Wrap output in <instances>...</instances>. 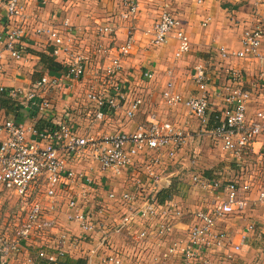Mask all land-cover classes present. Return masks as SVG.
I'll list each match as a JSON object with an SVG mask.
<instances>
[{
    "label": "built area",
    "instance_id": "built-area-1",
    "mask_svg": "<svg viewBox=\"0 0 264 264\" xmlns=\"http://www.w3.org/2000/svg\"><path fill=\"white\" fill-rule=\"evenodd\" d=\"M251 1L256 6L264 4V0ZM123 6L122 18L134 19L137 1L123 0ZM5 8L12 26L0 31V75L7 57L23 61L27 49L24 36L28 15L22 0H7ZM34 31L47 37L54 56H63L64 69L60 77L44 75L29 88L8 87L0 82V98L19 102L37 115L53 116L43 128L12 118L0 121V189L16 194L25 210L20 222L0 231V264H35L31 245L40 238L39 234L43 239L37 243L36 256L53 264L62 261L68 251L73 257L86 255L88 264H140L141 260L146 264H252L242 253L256 231L255 225L248 224L239 233L238 242L220 225L252 205L264 206V188L225 178L222 170L210 177L201 171L192 175L190 185L212 195L209 207L203 203L187 210L176 195L170 194L163 201L159 196L163 188L173 184L172 174H163V170L195 135H210L232 161L246 162L253 154L264 159V103L248 120L252 95L244 86L243 75L229 70L231 83L216 93L221 99L218 110L209 98V76L204 64L198 63L194 69L196 94L185 96L175 90L172 79L167 82L162 91L165 104L170 108L187 107L199 121L196 132L162 119L155 112H150L132 131L110 132L100 126L108 125L113 113L123 109L126 118L133 119L146 103L144 95L119 85L110 89V79L123 68L121 58L109 57L106 64L97 63L101 84L87 79L91 58L72 43L75 29L69 18L63 20L61 28L38 18ZM115 31L116 26L110 23L98 24L94 45L98 60L107 52L105 40ZM152 34L151 43L157 46L175 34L176 58L191 50L188 34L167 6L160 11ZM133 42L129 34L119 48L121 55L130 53ZM263 43L264 20L258 19L243 30L240 49L229 51L223 47L219 53L227 61L232 56L264 61ZM142 75L147 81L155 77L151 70ZM76 84L81 85V105L89 118L88 126L79 123L82 117L74 115L70 106L64 109L67 116L54 118L55 103L45 95L51 88L73 89ZM256 85L264 88V66L256 74ZM254 190L256 195H252ZM113 203L124 210L115 216L116 226L108 230L106 221L114 215ZM122 226L127 227L126 235L132 244L123 245L122 241L115 247L110 241L112 230L118 234ZM177 230L184 233L177 237ZM263 258L264 251L260 259Z\"/></svg>",
    "mask_w": 264,
    "mask_h": 264
},
{
    "label": "crops",
    "instance_id": "crops-1",
    "mask_svg": "<svg viewBox=\"0 0 264 264\" xmlns=\"http://www.w3.org/2000/svg\"><path fill=\"white\" fill-rule=\"evenodd\" d=\"M136 1L138 3L136 17L132 20H125L122 18V13L124 12L123 0H22L25 12L28 15L27 31L24 36L27 46L26 59L17 62L7 57L5 70L0 75V82L8 87L26 86L29 88L44 75L60 77L64 69L63 56H54L52 54V46L48 44L47 37L36 34L34 28L38 18L49 20L50 23L59 28H61L63 20L69 18L75 29V33L71 36L73 39L72 43L80 51L90 55L91 58L87 79H96L97 82L102 84L103 80L99 75L100 73L96 74L97 63L106 64L109 57L111 60L119 56L122 60L123 68L114 79H110V89L113 90L114 85H119L127 91H133L136 95L142 94L146 98L144 108L133 119L126 118L124 110L121 109L110 116V121L107 122L108 125L103 126L102 130H110V132L132 131L148 117L150 107L156 111L158 110L162 119L170 120L189 132H196L199 121L189 113L187 107L178 105L170 108L165 104L164 99L161 98H163L162 91L170 79L174 81V87L177 92L185 96L196 94L197 86L193 81V74L198 63L206 66L209 76V98L212 106L217 108L215 110L221 108V99L216 95L218 89L232 81L229 70L235 69L243 75L244 86L252 95L248 109V120L253 119L257 108L264 103V88L260 89L256 85V74L264 66V61L251 58L242 59L237 56H232L227 61L222 59L219 51L223 47L229 51H237L241 48L243 30L258 22V19L264 20V4L256 6L251 0H204L201 3L197 0ZM6 2L7 0H0L1 32L7 31L12 26V18L8 16L5 8ZM166 6L180 20L182 28L186 31L191 41V50L181 58L175 57L178 45L175 34H172L163 45L157 46L151 43L154 24L159 17L160 11ZM206 20L208 21L206 22ZM100 23H110L116 26V31L110 35V38L105 40L107 52L99 55L98 60L95 57L94 45L96 42V29ZM63 32L66 33L65 31ZM129 34L134 37L133 46L129 54L121 55L119 48ZM262 51L264 53V43ZM146 70L154 72L155 77L151 81L143 78L142 74ZM81 91L80 84H76L73 89L54 90V88H51L45 95L55 103L57 112L54 118L67 116L64 113V109L70 106L72 109L69 108V110L74 112V115L76 114L79 118L82 117L79 123L83 124L82 126H88L89 118H86V110L81 105L83 100ZM148 99L153 100L154 104L151 101L148 102ZM52 117L48 114L37 115L32 109H26L19 102L0 98V121L4 118H12L27 124L34 122L37 127L43 128L49 124L48 119ZM97 129L95 130L97 131ZM211 142L213 143L214 140L210 135H204V137L195 135L185 147L181 148L178 158L172 162L174 165L171 164L166 170L164 169L163 174H172V180H174L173 175L179 170V167L177 166L178 169L176 170H173L175 167H170L176 166L182 161L181 158H183L185 152L192 148V154L190 155H192L191 163L194 167V172L189 176L188 183H190L192 175L196 172L204 171L205 175L210 177V173L216 170H211L200 164L197 161V155L200 153L198 150L199 143H202V148H204V144L207 145L205 149L207 154H209L212 151L211 146H209ZM191 144H194V146L191 147ZM215 144L220 146L217 142ZM220 149L225 154V159L229 161L228 167L241 172V177L243 178L240 182H252L255 188L259 189L253 182V175L249 176L248 173L246 174L248 170L247 164L248 160L255 159L259 164L263 165L264 159H260L258 154H253L247 158L246 162H235L230 160L221 147ZM213 150L218 151L217 148ZM224 176L225 178L228 177ZM262 177L264 179V173H262ZM259 187L260 189L264 188V183ZM256 193L254 190L252 195H256ZM10 198L15 199L12 201L15 204L20 202L19 197L10 190L0 189L1 218L14 212L13 209L11 211L8 210L12 203L8 200ZM186 198L187 196L180 194L178 200L182 201ZM196 199L198 207H200L203 203L206 204V201H211L213 198L209 193L200 192L197 193ZM189 204L188 202L186 203V205ZM19 206L20 208L22 207L21 205ZM206 206L209 207V203ZM259 206L252 205L246 212L232 216L227 222L220 225L221 228L228 231L231 239L236 242L239 240V233L248 224L252 223L255 225L254 230L256 231L251 233L242 253L243 258L252 264H262L264 262V258L260 259L264 251V210H257ZM5 208L7 209L6 212H4ZM183 233V230H177L175 236L179 237ZM118 237L122 241L128 240L126 233L123 234L121 232ZM10 263L13 264L14 262L11 261ZM138 263L146 264L142 260ZM176 263L181 264L179 261Z\"/></svg>",
    "mask_w": 264,
    "mask_h": 264
},
{
    "label": "rangeland",
    "instance_id": "rangeland-1",
    "mask_svg": "<svg viewBox=\"0 0 264 264\" xmlns=\"http://www.w3.org/2000/svg\"><path fill=\"white\" fill-rule=\"evenodd\" d=\"M157 97H160V96H157ZM161 99H163V98H161ZM147 101L148 102L149 101L152 102L153 100L148 99ZM156 104H158V103H156ZM149 109L150 110H148V111L155 112L161 117V114H159L158 110L156 111L155 109H152L150 107H149ZM100 128L103 129V126H100ZM194 142H195V140H194ZM213 143L211 142L210 145H209L212 148V151H210L209 154H207V151L205 149V147L207 145L204 144V146H203L204 148H202V143L201 144L199 143L200 146H199L198 150H199L200 153L197 155V161L200 162V164H203L204 166L210 168L211 170H214V169L215 170H222L224 172V175L228 176L227 178L241 180L243 178V177H241V172L238 171V170H234V169H231V168L228 167V164H229L228 162L229 161H227L225 159V154L223 152H221L220 146L216 145L215 141ZM192 146H194V144H191V147ZM216 148L218 149V151L213 150V149H216ZM191 150H192V148H189L187 150V152H185L183 158H181L182 161H180L176 166H171L170 167V168L175 167V168H173V170L178 169L177 166L179 167V170L177 172H175V174L173 175L174 180H176V183H177V186H178L177 191L179 193L176 197L178 198L180 196V194H183L184 196H187V198L185 200L183 199L181 201V204L183 203L182 204L183 206L184 205L187 206V208H186L187 210L197 209L198 208L197 199H196L197 198V193H200V192L204 193L202 191H199V190L193 188L194 186L193 185L191 186L190 183H188L189 182V176L192 174V172H194L193 171L194 167H193V165L191 163V159H192V155H190V154H192ZM188 152H189V154H188ZM172 165H174V164H172ZM247 166H248V170L246 171V174L248 173L249 176L253 175V178H252L253 182L257 185V188H260L259 186H262V183H264V179L262 177V173H264V164L261 165L255 159H250V160H248ZM244 178H246V176H244ZM8 200H9V202H12L15 199L14 198L13 199L10 198ZM187 202L190 203L189 204L190 206L186 205ZM210 202L211 201H206V204L209 203V205H210ZM8 204L10 205V203H8ZM19 205H21L20 202L16 203V204L12 202L10 207H8V210L11 211L13 209L14 212L9 213L8 215H4L2 218L0 217V231L2 229H4L5 226H7V225L9 227H13L14 225H16L18 222H20L23 219L25 210L22 208L23 207L22 205H21L22 206L21 208H20ZM117 205L118 204L113 203V206H115L114 207V215H113L112 218H110V219H108L106 221V223H107L106 225H108L107 226L108 230H110V229H112L113 227L116 226V223L118 222V220L115 219V216H117L121 212V210L123 209V208H120V206L117 207ZM257 210H260V211L264 210V206L260 205L257 208ZM6 211H7V209L5 208L4 212H6ZM254 219H255V216H254ZM257 224H259V223H257ZM138 227H139V225H138ZM263 228H264V225H263ZM120 229H121V231H120ZM120 229H119V231H120L119 233L122 232L124 234V233H126L128 231L126 226H122V227H120ZM259 229L262 230L261 228H259ZM115 232H118V231H115ZM118 234H114V232L112 230V235H111L112 237H111L110 241H111V244L113 246H115V247L116 246H120L122 244V240L118 239L119 237H117ZM39 237L40 238L36 239L35 242H32L33 246L31 245V247L35 246L34 249L37 247V243L41 242V240L43 239L42 234H39ZM124 242L127 245L129 243L132 244L131 240H129V239L128 240H124ZM131 244H129V245H131ZM110 248L113 249L112 246ZM17 263H18V261H14V264H17Z\"/></svg>",
    "mask_w": 264,
    "mask_h": 264
},
{
    "label": "trees",
    "instance_id": "trees-1",
    "mask_svg": "<svg viewBox=\"0 0 264 264\" xmlns=\"http://www.w3.org/2000/svg\"><path fill=\"white\" fill-rule=\"evenodd\" d=\"M212 172L210 173V176H212ZM178 186L175 180H173V184L171 187L169 188H163L160 191V199L163 201L166 197H168L170 194L171 195H178ZM35 247V246H34ZM34 247L31 249V252L35 258V264H53L51 262H49L48 260L41 258V257H37V247L34 249ZM88 257L86 255H80L78 257H73L71 256V254H69V251L66 255V257H64V259L60 262H58V264H88Z\"/></svg>",
    "mask_w": 264,
    "mask_h": 264
}]
</instances>
